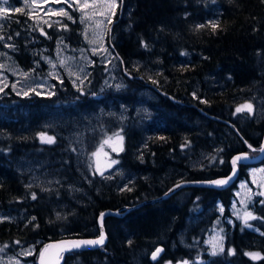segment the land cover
Returning a JSON list of instances; mask_svg holds the SVG:
<instances>
[{"label": "trees", "instance_id": "trees-1", "mask_svg": "<svg viewBox=\"0 0 264 264\" xmlns=\"http://www.w3.org/2000/svg\"><path fill=\"white\" fill-rule=\"evenodd\" d=\"M71 12V19L38 23L24 9L11 11L0 18V48L22 68L44 72L43 54L84 44L78 11ZM109 27L123 86H99L104 67L96 61L84 90L64 73L50 94H0V211L8 215L0 220V249L35 243L36 261L47 241L98 235L99 214L124 207L104 218L102 246L70 251L63 264H264V203L254 210L263 231L226 223V247L213 253L203 237L214 201L231 203L230 185H187L158 198L178 182L229 174L235 152L261 146L264 115L235 109L245 97L264 95V0H118ZM110 102L129 107L125 117L104 122L123 135L114 156L126 178L80 171L73 142L62 127L50 128L52 108L82 112ZM140 104L149 111L133 112ZM24 157L55 161L56 175L75 189L35 184L18 165ZM247 176L240 164L238 179ZM208 207V216L189 224Z\"/></svg>", "mask_w": 264, "mask_h": 264}, {"label": "rangeland", "instance_id": "rangeland-1", "mask_svg": "<svg viewBox=\"0 0 264 264\" xmlns=\"http://www.w3.org/2000/svg\"><path fill=\"white\" fill-rule=\"evenodd\" d=\"M69 3L72 4L69 7ZM85 0H19L17 4L0 3V8L5 9L0 12V18L9 16L10 12L16 9L26 10L33 19L38 23L60 21L64 16H71L72 7L78 11V16L82 22L84 44L77 48L65 47L58 45L53 54H43V59L47 65L44 72L33 69H24L16 63L13 55L0 48V94L6 88H10L15 92L25 94L35 91L41 94H50L53 91L54 79H60L65 73L79 88L84 90L89 82V72L91 65L96 61L103 63L104 75L99 86H112L113 88L123 86L122 78L117 68V57L110 43L107 40L109 24L114 16L118 0H115L116 7L110 8L109 4L112 0H87L90 5L88 8L81 10L80 5ZM63 9L68 15H60L59 10ZM244 105H251V111L242 108L237 112V108ZM148 112L146 105L140 104L135 107L133 112ZM249 112L256 116L264 115V95H253L245 97L243 101L235 109V113L242 114ZM129 113V107L125 104L116 106L114 102L108 105H102L95 110L88 111H65L61 108H52V130L62 133L60 127L66 133V136L73 142L74 150L77 154L80 171H96L97 173L120 174L125 177V173L118 165V159L114 153L123 145V135L119 129L111 126L105 127L104 122L107 116L125 117ZM137 113V114H138ZM122 137V139H120ZM107 141V143H105ZM96 153V155H94ZM213 155V154H212ZM210 155V156H212ZM217 161L222 160L219 156ZM116 161V163H112ZM196 161L200 164L202 159L197 157ZM18 165L23 168L31 181L45 188L60 185L64 182L63 178L56 175L55 161L46 158L24 157L20 158ZM264 164L255 168H250L247 177L240 179L235 194L231 200L233 215L240 220L241 223L251 226V221L255 218V214L246 207L247 200L253 198L254 193H264ZM126 178V177H125ZM67 179V178H66ZM71 189H75V184L67 180L64 182ZM238 201V203H237ZM214 211V217L204 234L203 243L209 251L216 253L225 247V237L222 231V219L225 217L223 207L219 204ZM218 211V212H217ZM211 212H207V216ZM246 213H251L252 218L246 217ZM7 218L4 212L0 211V220ZM199 212L191 215L188 219L191 224L196 218H204ZM230 221L231 219L227 217ZM181 241H187L185 235H181ZM161 249V248H160ZM35 243L18 248L15 252L5 253L0 249V264H36L30 256L35 253ZM30 253V254H25ZM250 253L262 254L258 251ZM159 254V253H158ZM157 254V255H158ZM157 257V256H156ZM198 264L203 261L198 258ZM187 264L189 260H179L177 262H166V264Z\"/></svg>", "mask_w": 264, "mask_h": 264}, {"label": "water", "instance_id": "water-1", "mask_svg": "<svg viewBox=\"0 0 264 264\" xmlns=\"http://www.w3.org/2000/svg\"><path fill=\"white\" fill-rule=\"evenodd\" d=\"M247 144H248V142H247ZM261 146H264V136H263V141H262ZM260 147L258 148V153L254 154V155H250L249 151H247V150H242V151L235 152L230 158V162H231L232 168H231L229 174H227L225 176H221V177H216V178H213V179L189 180V181L178 182V183H176L174 186H172L168 191H166L163 195H161L158 198H163V197L167 196L168 194L174 192L178 188H181V187L187 186V185H200V186H209V187H219V186L226 187V186L230 185L232 182H234V181H236L238 179L240 164H254V163H258V162L263 160L264 153H261L259 151ZM251 149H255V148L252 147ZM243 154H247V158L246 159H242L241 161H239L237 163V165L235 166V169H234L233 168V164H232L233 158L236 157V156H241ZM229 177H231V179H229ZM216 180H227V183L222 184V185H217V184L211 183L212 181H216ZM123 208L124 207L117 208V209H105V210H103L101 212V213L104 214L102 218H101V213L99 214L98 227L100 229V233L98 235H95V236H79V235L62 236V237L51 239V240L47 241V243L38 252V256H37V259H36V264H41L40 254H41L42 251H44L46 245H52L53 246V247L49 248L47 250V252L45 253L46 264H63L64 263V258H65V254L70 252V251L94 249V248H97L99 246H102L106 242V239H107L106 238V232H105V229H104V223H103L104 222V218L106 216H108V215H117L120 212V210H122ZM101 225H102V227H101ZM101 231H103V234H104V237H105L103 244L82 245L79 248L71 247L70 242H72V241L96 240V239H99V237L101 235ZM159 249H160V247H159Z\"/></svg>", "mask_w": 264, "mask_h": 264}, {"label": "snow or ice", "instance_id": "snow-or-ice-1", "mask_svg": "<svg viewBox=\"0 0 264 264\" xmlns=\"http://www.w3.org/2000/svg\"><path fill=\"white\" fill-rule=\"evenodd\" d=\"M65 2H68V0H65ZM0 3H7V0H0ZM71 6H72V4L69 3V7H71ZM89 6L90 5L87 3V0H85V3L81 4L80 5V8H81V10H83V9L88 8ZM109 7L110 8L116 7L115 0H112V3L109 4ZM4 10L5 9L0 8V12H3ZM58 14H60V15H68V13L65 12L63 9H60ZM69 19H71L70 16H69ZM25 94H27V93H25ZM242 108H247L249 111H251V105H244V106H241V108H237V112L241 111ZM41 138L42 139H46L47 142H49V143L53 142L52 137H46L45 138L43 136V134H41ZM120 139H122V137ZM105 143H107V141ZM249 148H252V146L249 145ZM253 151H256V149H253ZM259 151L261 153H264V146H261L260 149H259ZM94 155H96V153H94ZM246 158H247V154H243L241 156L234 157L233 160H232L233 168L235 169V166L237 165V163L239 161H241L242 159H246ZM112 163H116V161H112ZM262 171H264V170H262ZM229 179H231V177H229ZM211 183L217 184V185H222V184L227 183V180H216V181H212ZM260 195H264V193H260ZM33 199H35V195H33ZM103 215L104 214L101 213V218L103 217ZM246 217L252 218L251 213H246ZM33 219H35V218H33ZM101 227H102V225H101ZM104 239H105V237H104L103 231H101V235H100L99 239H96V240L72 241V242H70V244H71V247H73V248H79L82 245H98V244H103ZM51 247H53V246L52 245H46L44 251L41 252V254H40L41 264H46V261H45V253ZM161 251H162V249L157 248L156 251L152 254V258L155 259L156 256H157V254L159 252H161ZM25 254L27 255V254H30V253H25ZM249 255H251L253 259H256L259 256L258 253H249ZM185 264H187V262H185Z\"/></svg>", "mask_w": 264, "mask_h": 264}, {"label": "flooded vegetation", "instance_id": "flooded-vegetation-1", "mask_svg": "<svg viewBox=\"0 0 264 264\" xmlns=\"http://www.w3.org/2000/svg\"><path fill=\"white\" fill-rule=\"evenodd\" d=\"M258 153V149L256 150V152H254V153H252V154H250V155H254V154H257ZM199 164V163H198ZM262 164H264V158H263V160L262 161H260V162H258V163H254V164H247V165H245V164H242V166H243V171H245V172H247V174L249 173V169L250 168H255V167H257V166H260V165H262ZM249 176V175H248ZM240 179H242V178H239V179H237L236 181H234V183L232 182V184H230V189L231 190H235V189H237V186H238V183H239V181H240ZM229 187V186H228ZM224 189V188H223ZM235 194V193H234ZM237 203H238V201H237ZM247 205H246V207L248 208V210H251L254 214H255V218L251 221V226H248L247 227V225H245L244 223H242V225L243 226H245V227H247V228H250V229H252V230H254L255 232H257V231H263V229L260 227V226H258L257 225V219L259 218V216L260 215H257L255 212H254V210L256 209V206L258 205V204H263L264 203V195H260V192L258 191V192H256V193H254V195H253V198L251 199V197L247 200ZM221 205L222 207H223V213H221V216L225 213V217L224 218H220V219H222V226H221V228H222V231H223V234H224V237H225V247H226V233H227V227H226V223H228L229 224V226H231V225H235L236 224V222L237 221H240L238 218H236L234 215H233V212H232V207H231V205L229 204L228 206H226V205H224L223 204V202L221 201V200H219V199H216L215 201H214V203H213V205L211 206V209H217V206L218 205ZM209 208L210 207H208V208H206V209H200V211H199V214L201 213L202 214V216H207L206 214H207V212L209 211ZM218 212V211H217ZM227 217H229L230 219H231V221L227 218ZM212 220V219H211ZM210 223H211V221H210ZM209 227V226H208ZM224 247V248H225ZM223 248V249H224ZM261 257V256H260Z\"/></svg>", "mask_w": 264, "mask_h": 264}, {"label": "bare ground", "instance_id": "bare-ground-1", "mask_svg": "<svg viewBox=\"0 0 264 264\" xmlns=\"http://www.w3.org/2000/svg\"><path fill=\"white\" fill-rule=\"evenodd\" d=\"M106 238H107V235H106ZM106 240H107V239H106ZM46 243H47V242H46ZM46 243H45V244H46ZM45 244H44V245H45ZM158 248H159V247H158ZM155 251H156V250H155ZM155 251H154V252H155ZM154 252H153V253H154Z\"/></svg>", "mask_w": 264, "mask_h": 264}]
</instances>
